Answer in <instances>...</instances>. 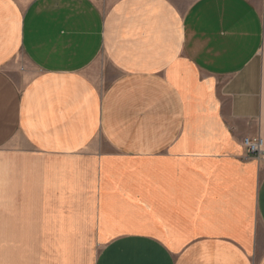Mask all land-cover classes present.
I'll return each instance as SVG.
<instances>
[{
	"label": "crops",
	"instance_id": "1",
	"mask_svg": "<svg viewBox=\"0 0 264 264\" xmlns=\"http://www.w3.org/2000/svg\"><path fill=\"white\" fill-rule=\"evenodd\" d=\"M22 2L0 0V264H264V0Z\"/></svg>",
	"mask_w": 264,
	"mask_h": 264
},
{
	"label": "rangeland",
	"instance_id": "2",
	"mask_svg": "<svg viewBox=\"0 0 264 264\" xmlns=\"http://www.w3.org/2000/svg\"><path fill=\"white\" fill-rule=\"evenodd\" d=\"M27 4L26 0H23L22 5L23 7H25ZM187 4H184L183 6L185 7ZM100 61V57L97 59V63ZM25 61L23 59V57L21 58V56H18L17 58V63L15 66L12 67H8L6 68L9 75L14 78L15 80L19 81V82H24L25 80H27L28 76L26 74H24V68L25 67ZM0 214H2V212H0ZM5 243L0 242V253L3 249ZM8 245V244H7ZM24 246H29V244H24Z\"/></svg>",
	"mask_w": 264,
	"mask_h": 264
},
{
	"label": "built area",
	"instance_id": "3",
	"mask_svg": "<svg viewBox=\"0 0 264 264\" xmlns=\"http://www.w3.org/2000/svg\"><path fill=\"white\" fill-rule=\"evenodd\" d=\"M242 144L250 154L256 156L257 158L261 157L263 153V142L260 136H255L253 138L244 137Z\"/></svg>",
	"mask_w": 264,
	"mask_h": 264
}]
</instances>
